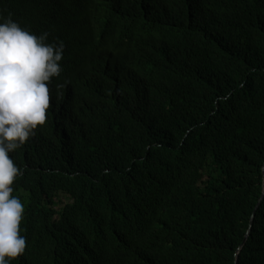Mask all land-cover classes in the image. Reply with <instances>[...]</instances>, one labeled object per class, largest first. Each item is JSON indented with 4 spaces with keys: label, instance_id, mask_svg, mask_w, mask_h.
<instances>
[{
    "label": "trees",
    "instance_id": "16d2710c",
    "mask_svg": "<svg viewBox=\"0 0 264 264\" xmlns=\"http://www.w3.org/2000/svg\"><path fill=\"white\" fill-rule=\"evenodd\" d=\"M9 15L65 46L10 153L11 264H264V0H0Z\"/></svg>",
    "mask_w": 264,
    "mask_h": 264
},
{
    "label": "clouds",
    "instance_id": "9594fccd",
    "mask_svg": "<svg viewBox=\"0 0 264 264\" xmlns=\"http://www.w3.org/2000/svg\"><path fill=\"white\" fill-rule=\"evenodd\" d=\"M48 36L22 27L11 15L0 16V264H11L26 246L19 228L24 206L11 195L22 170L10 153L44 125L48 85L63 70L64 43L49 42Z\"/></svg>",
    "mask_w": 264,
    "mask_h": 264
},
{
    "label": "water",
    "instance_id": "95a60500",
    "mask_svg": "<svg viewBox=\"0 0 264 264\" xmlns=\"http://www.w3.org/2000/svg\"><path fill=\"white\" fill-rule=\"evenodd\" d=\"M259 205H260V203L257 205V207H256V209H255V211H254V213H253V216H252V219H251V226H252V224H253V222H254V218H255V215H256V211H257ZM249 234H250V230H249V232H248V234H247V237L249 236ZM236 264H239L238 259H237V261H236Z\"/></svg>",
    "mask_w": 264,
    "mask_h": 264
}]
</instances>
